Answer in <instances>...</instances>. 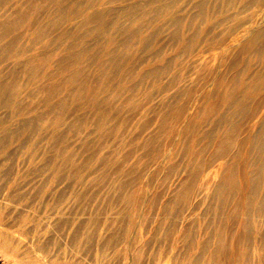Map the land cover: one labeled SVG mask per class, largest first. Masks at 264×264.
<instances>
[{
    "label": "rangeland",
    "instance_id": "obj_1",
    "mask_svg": "<svg viewBox=\"0 0 264 264\" xmlns=\"http://www.w3.org/2000/svg\"><path fill=\"white\" fill-rule=\"evenodd\" d=\"M97 1L114 13L108 17L110 33H121L117 30L126 26L123 36L129 43L127 51L111 57L108 67L83 53L106 38L95 24H86L87 10L75 9L73 0L67 1L65 18L50 3L34 13L35 25L18 27L15 46L21 53L0 59V74L14 72L16 61L29 62L18 73L14 104L0 107V118H9L10 124L0 133L12 138L7 165L15 171L13 194L26 195L25 201H16L8 190L0 192V264H137L120 261L126 246H148L145 262L152 264L157 254L171 258L185 252L184 229L195 221L204 228L210 219L204 191L196 190L198 201L195 197L184 211L177 233L164 238L158 225L171 219L168 203L188 180L202 147L193 145L187 129L200 113L201 96L215 82L205 64L213 62L217 47L229 55L264 27V0L247 6L245 0ZM23 3L0 0V24L11 22ZM123 8L128 10L125 20L116 13ZM145 17H158L159 22L148 23ZM40 25L48 29L45 35L39 34ZM70 44L69 53L81 54L83 60L75 67L79 77L69 84L71 73L58 65ZM37 53L52 57L54 66L36 74L30 62ZM202 55L205 62L199 59ZM257 55L246 81L264 70V50ZM248 59L244 54L243 62ZM47 72L60 85L58 99L65 100L54 113L48 111L46 94L38 97L37 111L26 102L32 95L25 93L28 86ZM176 95L177 105L186 111L180 117L170 107L169 98ZM18 108L25 120L33 121L26 143L14 140L18 123L11 117ZM214 126L211 122L207 129L215 132ZM39 188L44 196L34 199ZM206 237L201 229L197 239ZM255 247L259 264L264 246ZM157 259L170 264L167 258Z\"/></svg>",
    "mask_w": 264,
    "mask_h": 264
},
{
    "label": "bare ground",
    "instance_id": "obj_2",
    "mask_svg": "<svg viewBox=\"0 0 264 264\" xmlns=\"http://www.w3.org/2000/svg\"><path fill=\"white\" fill-rule=\"evenodd\" d=\"M67 1L36 0L37 3H35L34 0H25V3L16 7L13 20L0 24V59L21 53L15 46L19 39L17 31L20 25L24 27L35 25L34 13L43 12L49 3L56 6L55 8L62 15L61 19L65 18L63 15L65 13L68 15L69 12ZM73 1L75 9L85 8L87 10L86 24H95L100 34L106 38L105 41H100L96 49L91 50L87 47L83 53H86V56L91 54L93 59L97 58L101 65L108 67L109 60H112L111 57H118L123 51L128 50L129 43L125 39L127 37L123 36L126 26L117 30L122 31L121 33H110L108 17L114 14L109 11L111 9L106 10L97 0ZM253 1L261 4L263 2V0H245L244 3L247 6ZM160 8L158 6L153 11L158 12ZM116 13L119 18L125 20L128 10L123 8ZM155 19L159 22L158 17H145L144 21L149 23ZM171 21L178 23V19L175 18ZM123 24L124 22L121 21L118 23L120 26ZM47 31L46 27L39 26V34L45 35ZM134 33L138 35L137 31ZM120 38H123L122 41H119ZM72 46V44L68 45L62 53L64 60L62 63L59 61L58 65L63 68V72L71 73L69 84L79 77V71L75 70V67L82 59L81 54L69 53ZM217 48L213 54V62L205 64L208 70L210 69L209 74L215 77L213 88L201 96L200 113L191 120L187 129L194 136L193 145L202 144L199 157L197 162L191 164L189 168L188 180L168 203L171 219L161 220L158 225L164 238L177 233L184 211L191 206L192 200L197 196L196 190L204 191L203 198L207 202V213L210 219L204 228L201 227L200 221H195L184 229L185 252L178 251L169 258L166 253L161 256L159 251L158 259L163 261L167 258L170 264H183L185 261L187 264H257L254 260L257 255L255 246H264V70L255 73L251 81H246L252 64L259 58L257 54H261L264 50V27L256 30L242 46L233 49L229 55L223 56L224 47ZM183 49H185L184 46L182 51ZM244 54L249 55L246 63L243 62ZM51 59L52 57L49 59L37 53L32 58L30 66L36 74L42 68L48 71L54 66ZM199 59L201 62L206 61L203 55L199 56ZM28 64L29 62L24 64L25 67ZM24 65L22 61H16L14 67L17 69L14 72L0 74V107L14 104L17 95L12 97V93L20 68ZM204 73L206 72L201 74L204 75ZM51 79L50 73L47 72L44 76H37L35 82L28 86L30 90L25 93L29 92L28 94L32 93V95L26 102L32 104L34 111H37L41 105L38 97L42 94H46L49 98L46 104L49 112H57L65 102L62 98L58 99L60 85ZM19 91L24 99L25 93H22L23 90ZM189 94L192 97V93ZM169 99L171 100L170 107L175 109L174 112L179 117L186 113L177 105V95ZM19 110L21 108H18V111L14 112L11 117L18 123L15 130L18 134L14 140L26 143L30 139L29 129L33 121L25 120L26 118ZM166 116L164 114L163 118L168 120ZM37 117H39L38 114L33 119L36 120ZM8 120L9 118H0V130H5V133L10 129ZM168 122H171L170 118ZM211 122L215 125V132L207 129ZM201 129L202 133H200ZM5 133H0V192L8 190L12 195V200L25 201V194L20 196L13 194L17 186L16 180L12 177L15 171L13 166L7 165L12 138ZM198 135H202L201 140ZM54 139H57L56 135ZM29 146L34 148L35 144L30 143ZM43 196L44 192L42 188H39L32 197L37 199ZM129 201L132 204L137 203L134 199ZM193 201L197 202L198 197ZM201 229L207 232L208 237L198 240V233ZM147 248L148 246H139L136 249L133 246H126L120 251L119 259L121 262L133 259L134 263L146 264ZM157 256L150 263L161 264L162 262L159 261L154 262ZM258 263L264 264V256Z\"/></svg>",
    "mask_w": 264,
    "mask_h": 264
}]
</instances>
